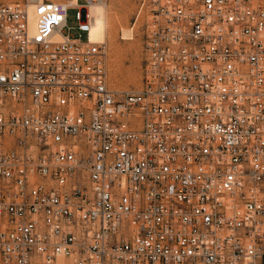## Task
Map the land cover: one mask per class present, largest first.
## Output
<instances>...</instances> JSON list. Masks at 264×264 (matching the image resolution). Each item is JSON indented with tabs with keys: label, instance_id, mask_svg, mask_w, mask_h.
<instances>
[{
	"label": "built area",
	"instance_id": "2783aa9c",
	"mask_svg": "<svg viewBox=\"0 0 264 264\" xmlns=\"http://www.w3.org/2000/svg\"><path fill=\"white\" fill-rule=\"evenodd\" d=\"M101 1L0 4V264H264V0H142L131 90Z\"/></svg>",
	"mask_w": 264,
	"mask_h": 264
},
{
	"label": "rangeland",
	"instance_id": "374dc122",
	"mask_svg": "<svg viewBox=\"0 0 264 264\" xmlns=\"http://www.w3.org/2000/svg\"><path fill=\"white\" fill-rule=\"evenodd\" d=\"M20 1L24 0H0V4ZM55 1L64 2L65 0ZM141 1L105 0L108 17H115L118 21L116 32L112 38V44L109 40L104 43L106 46L105 66L107 82L108 86L115 90L138 89L141 85L145 45V36L141 29V19L137 16ZM77 3L81 4L82 0H77ZM75 14L76 10L74 9H70L67 13L66 26L69 29H74L77 25ZM125 31L129 32V34ZM70 35H75L74 31H70ZM82 40H85L84 35L82 36Z\"/></svg>",
	"mask_w": 264,
	"mask_h": 264
},
{
	"label": "bare ground",
	"instance_id": "6f19581e",
	"mask_svg": "<svg viewBox=\"0 0 264 264\" xmlns=\"http://www.w3.org/2000/svg\"><path fill=\"white\" fill-rule=\"evenodd\" d=\"M53 1H55V0H53ZM89 13H90V16L93 17L92 29L90 32V40L94 43H101V42L105 43L106 41L109 40L112 44V42H113L112 38L116 32V26L118 25V21H117V18H115V17H108L107 5L105 3V0H102L101 2L95 4L93 7H91L89 9ZM127 34H129V32ZM114 44H116V43H114ZM115 47H117V46H115ZM115 47H113V48H115ZM115 51H116V49H115ZM114 53H116V52H114ZM116 55H118V54H116Z\"/></svg>",
	"mask_w": 264,
	"mask_h": 264
}]
</instances>
